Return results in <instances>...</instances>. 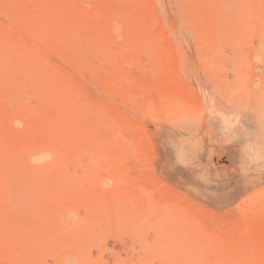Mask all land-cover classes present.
<instances>
[{
    "label": "rangeland",
    "instance_id": "1",
    "mask_svg": "<svg viewBox=\"0 0 264 264\" xmlns=\"http://www.w3.org/2000/svg\"><path fill=\"white\" fill-rule=\"evenodd\" d=\"M0 264H264V0H0Z\"/></svg>",
    "mask_w": 264,
    "mask_h": 264
}]
</instances>
